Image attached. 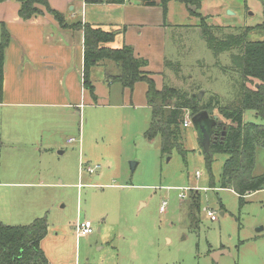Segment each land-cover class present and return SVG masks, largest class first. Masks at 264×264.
<instances>
[{
    "label": "rangeland",
    "instance_id": "obj_1",
    "mask_svg": "<svg viewBox=\"0 0 264 264\" xmlns=\"http://www.w3.org/2000/svg\"><path fill=\"white\" fill-rule=\"evenodd\" d=\"M97 8L92 6L88 12L98 13ZM198 13L208 17V25L228 29L253 28L264 21V8L258 0H204ZM164 16L167 18L161 52L156 53L159 45L146 38L138 43L131 40L151 58L149 70L157 89L168 85L197 96L202 92L201 100L217 95L223 104L233 102L239 96L241 79L223 70L229 66L226 54L215 57L209 50L197 27L199 18L189 16L186 7L178 2H171ZM154 19L151 14L149 23L154 24ZM149 27L146 30L156 35ZM118 32L113 44L121 47L122 32ZM247 41H264V30L251 31ZM151 43L154 44L148 52ZM164 61L171 66L166 67ZM108 64L109 74H119V69ZM101 68L94 70L99 92L108 86L102 81ZM121 90L118 84L109 87L97 106L86 99L80 116L72 117L70 127L58 134L63 149L75 152L59 157L61 162L55 165L56 187L47 191L54 201L40 216L46 217L48 225L40 244L48 262L258 264L263 242L260 237L264 236V190L245 196L240 204L231 189H221L220 174L228 156L215 155L209 174L199 136L192 125L182 129L184 156L177 150L162 154L159 137L148 141L144 136L151 121V109L145 99L146 84L135 85L131 101V92L126 90L127 95L122 96L118 94ZM211 113L222 120L216 109ZM189 115L186 111L184 119ZM243 121L263 123L252 111H245ZM70 138L75 141L64 146ZM79 140L81 169L76 167L79 160L74 155L79 150ZM130 163H136L133 172ZM61 164L65 167L62 173ZM87 167L99 168L90 175ZM261 174H264V148L257 146L253 175ZM97 175L99 180H95ZM210 175L214 181L212 188ZM78 183L82 184L80 189L76 188ZM184 188L198 191L199 211H191L194 208L190 207L189 192L184 193L185 199L178 198L179 190ZM162 202L165 206L160 213ZM206 210L215 214V221H210ZM85 220L91 222L92 233L78 237L76 224ZM260 228L263 230L258 232ZM220 252L215 259L214 254Z\"/></svg>",
    "mask_w": 264,
    "mask_h": 264
},
{
    "label": "crops",
    "instance_id": "obj_2",
    "mask_svg": "<svg viewBox=\"0 0 264 264\" xmlns=\"http://www.w3.org/2000/svg\"><path fill=\"white\" fill-rule=\"evenodd\" d=\"M46 1L52 9L63 15L68 26L88 23L107 31L114 29L122 32L121 47L113 44L117 34L107 46L111 49L123 46L132 48L136 57L146 60L145 71L154 78L149 70L151 58L131 40L138 43L146 38L159 45L156 53L161 52L167 17L160 7H145L134 1H126L120 5H87L84 0ZM170 3L167 5V14ZM92 6L98 7V13L88 12ZM18 11L19 3L13 0L0 1V29L3 26L10 35L4 56L3 89L0 97V220L5 224L26 226L36 219H46L45 216H40L49 210L54 201L47 191L56 187V166L61 162L59 157L67 152H75L74 149H63V145L57 140L58 134L65 127H70L72 117L80 116L86 99L97 106L98 99L108 93L109 87L118 83L106 79V75L112 76L109 74L108 64L112 62L92 67L90 81L96 97L93 100L83 87L82 32L62 28L46 12L21 20ZM119 14L120 18H117ZM151 14L155 18L154 24L149 23ZM148 27L153 28L157 34H150L149 29L146 30ZM154 43L147 46L148 52L152 50ZM162 59L160 56L159 60ZM112 65L114 69H118L116 64ZM99 67H102V81L108 85L101 92L94 77V70ZM125 91L122 88L118 94L127 95ZM131 96L132 92L130 101ZM189 120L192 125L191 118ZM68 140L64 146H70L75 141L74 139L69 143ZM78 143L79 150L74 155L79 160L76 167L81 169L80 140ZM63 169L65 167L61 164L59 172L62 173ZM99 179L97 175L95 180ZM81 185L78 183L76 188L80 189ZM260 238L263 242L257 258L258 264H264V236ZM219 254L221 252L214 254L215 259Z\"/></svg>",
    "mask_w": 264,
    "mask_h": 264
},
{
    "label": "trees",
    "instance_id": "obj_3",
    "mask_svg": "<svg viewBox=\"0 0 264 264\" xmlns=\"http://www.w3.org/2000/svg\"><path fill=\"white\" fill-rule=\"evenodd\" d=\"M4 1V0H0ZM19 3L18 15L21 20H28L43 12L51 15L62 28L81 31L83 36L82 74L83 87L93 100H96L94 87L90 81V69L103 62H112L119 69L116 76L106 75L107 81L116 82L123 90L134 89L139 82L146 84L145 99L151 109V121L145 138L152 141L160 139L162 154H171L177 150L182 156L181 138L185 112H190L189 119L206 112L213 117L211 110L216 109L221 122L211 130L209 151L203 152L205 166L210 174V167L215 155H226L219 186L231 189L243 204L247 194L264 190V174L254 176L255 148H264V41H247V35L253 30H264V21L253 28L214 27L206 23L208 17L198 13L204 0H84L87 5L114 4L134 1L145 7H160L165 15L169 2L183 4L191 17L199 18L198 28L209 50L215 57L228 56L229 66L223 70L236 74L241 79L239 96L229 103H221L217 95L208 100H198L196 94H188L171 86L157 89L152 74L145 71L146 60L136 57L132 48L123 46L111 49L107 46L114 41L116 31H107L88 23L66 25L64 17L52 9L46 0H13ZM264 8V0H258ZM228 32H227V31ZM223 31V33H218ZM218 33V34H217ZM10 35L1 26L0 29V97L3 89V65L5 50ZM170 62L165 66L169 67ZM171 66V65H170ZM245 111H252L262 124L243 121ZM228 122V124H226ZM210 186L214 181L210 175ZM188 199L191 211L200 210V196L197 190H190ZM45 218L34 220L26 226H10L0 222V264H50L42 249L41 241L47 235Z\"/></svg>",
    "mask_w": 264,
    "mask_h": 264
},
{
    "label": "water",
    "instance_id": "obj_4",
    "mask_svg": "<svg viewBox=\"0 0 264 264\" xmlns=\"http://www.w3.org/2000/svg\"><path fill=\"white\" fill-rule=\"evenodd\" d=\"M202 95V92L198 94V100H201ZM217 122H221L217 116L209 117L206 112H200L191 118V124L199 136L204 153L209 151V146L212 140L211 130ZM135 167L136 163H130V169L132 172L134 171ZM261 229L262 228H260L258 231Z\"/></svg>",
    "mask_w": 264,
    "mask_h": 264
},
{
    "label": "built area",
    "instance_id": "obj_5",
    "mask_svg": "<svg viewBox=\"0 0 264 264\" xmlns=\"http://www.w3.org/2000/svg\"><path fill=\"white\" fill-rule=\"evenodd\" d=\"M190 126V120L189 118L187 117L184 122H183V127L187 128ZM74 139H70L68 140V142H73ZM99 167H87L86 168V172L90 175H93L96 170L98 169ZM195 176L198 177L199 176V173L196 172L195 173ZM180 193L178 194V198L180 199H184L185 198V192H188L190 191V189L188 188H184V189H181L179 190ZM164 206H165V203L162 204L161 208H160V211L162 212L164 210ZM206 214H207V217L210 219V221H215L216 220V216L215 214L212 212V211H206ZM92 233V224L91 222L85 220L79 224H76V234L78 237H86L88 235H90Z\"/></svg>",
    "mask_w": 264,
    "mask_h": 264
}]
</instances>
